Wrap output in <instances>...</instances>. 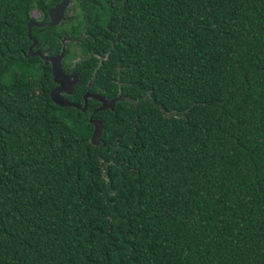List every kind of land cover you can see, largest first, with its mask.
Returning <instances> with one entry per match:
<instances>
[{"label": "trees", "instance_id": "obj_1", "mask_svg": "<svg viewBox=\"0 0 264 264\" xmlns=\"http://www.w3.org/2000/svg\"><path fill=\"white\" fill-rule=\"evenodd\" d=\"M57 1L0 0V264H264V0H70L32 25L70 102L122 97L95 111L25 55Z\"/></svg>", "mask_w": 264, "mask_h": 264}, {"label": "water", "instance_id": "obj_2", "mask_svg": "<svg viewBox=\"0 0 264 264\" xmlns=\"http://www.w3.org/2000/svg\"><path fill=\"white\" fill-rule=\"evenodd\" d=\"M69 0H59L54 5L49 7L47 9L48 19L46 21H35L34 19H29L26 23L27 26V36L30 39V43L27 47V52L25 55H38L40 58L43 59L44 62H49L51 73L53 76V80L56 82V84L50 89L49 95L50 98L57 102L58 104H68L70 106L74 105L76 107H80L82 109L86 108V102H87V96H93L98 99L99 105L97 108H95L93 111L101 108L111 107L114 108V102L116 99L122 98L120 95H116L113 97H106L104 95L98 94L96 92H90L85 91L83 96V104L80 105L75 102H70L68 98L64 95H62V92H68L71 93L73 86L77 80L76 74L74 71H71V73L66 72L61 65L60 59L63 53V46L62 51L55 54H48L45 51H41L40 48L36 47L34 48L36 44V39L31 35V26H47V25H53L57 22H59L64 17V11L67 7ZM64 40V39H63ZM90 82V81H89ZM92 114V113H91ZM91 114L89 116V121H91L94 125V128L92 130V134L90 137V140L93 143H97V136L100 133L101 125L100 120L97 118H91Z\"/></svg>", "mask_w": 264, "mask_h": 264}, {"label": "flooded vegetation", "instance_id": "obj_3", "mask_svg": "<svg viewBox=\"0 0 264 264\" xmlns=\"http://www.w3.org/2000/svg\"><path fill=\"white\" fill-rule=\"evenodd\" d=\"M58 1H59V0H58ZM54 4H55V3H54ZM54 4H53V5H54ZM71 4H72V1L69 0V1H68V4H67V7L65 8V11H64V17L66 16L65 12L67 11L68 6L71 5ZM64 17H63V18H64ZM38 22H40V21H38ZM34 48H36V46H34ZM38 48H39V47H38ZM40 50H41V49H40ZM41 51H42V50H41Z\"/></svg>", "mask_w": 264, "mask_h": 264}, {"label": "rangeland", "instance_id": "obj_4", "mask_svg": "<svg viewBox=\"0 0 264 264\" xmlns=\"http://www.w3.org/2000/svg\"><path fill=\"white\" fill-rule=\"evenodd\" d=\"M32 15L36 16V15H38V12L37 11H33Z\"/></svg>", "mask_w": 264, "mask_h": 264}]
</instances>
